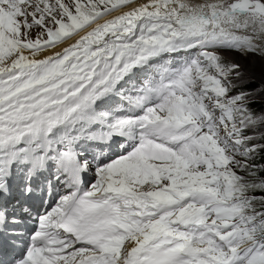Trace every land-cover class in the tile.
Wrapping results in <instances>:
<instances>
[{"label":"snow or ice","instance_id":"snow-or-ice-1","mask_svg":"<svg viewBox=\"0 0 264 264\" xmlns=\"http://www.w3.org/2000/svg\"><path fill=\"white\" fill-rule=\"evenodd\" d=\"M0 264H264V0H0Z\"/></svg>","mask_w":264,"mask_h":264}]
</instances>
